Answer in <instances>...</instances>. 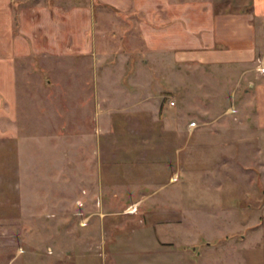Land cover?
I'll return each mask as SVG.
<instances>
[{"label":"rangeland","instance_id":"obj_1","mask_svg":"<svg viewBox=\"0 0 264 264\" xmlns=\"http://www.w3.org/2000/svg\"><path fill=\"white\" fill-rule=\"evenodd\" d=\"M95 12L109 112L89 86L81 113L74 71L39 56L0 113V264H264V132L243 70L158 63L134 15Z\"/></svg>","mask_w":264,"mask_h":264},{"label":"crops","instance_id":"obj_2","mask_svg":"<svg viewBox=\"0 0 264 264\" xmlns=\"http://www.w3.org/2000/svg\"><path fill=\"white\" fill-rule=\"evenodd\" d=\"M98 7L129 21L134 15L138 51L152 53L158 63L242 69L250 81L255 125L264 132V74L258 72L259 62L264 64V0H0V113H17V73H28L39 56L50 66L58 61L60 71H74L75 106L81 113L88 107L89 86L98 97L96 113L109 112L99 105L111 101L108 93L101 98L98 92L104 80H112L98 71L105 55L96 41ZM74 56L78 60L68 59ZM134 83L140 87V80ZM122 94L126 102L141 97L126 89Z\"/></svg>","mask_w":264,"mask_h":264},{"label":"built area","instance_id":"obj_3","mask_svg":"<svg viewBox=\"0 0 264 264\" xmlns=\"http://www.w3.org/2000/svg\"><path fill=\"white\" fill-rule=\"evenodd\" d=\"M260 64H262V63H260ZM260 67V71H263L264 70V68H263V66H259ZM172 104H174V102H172ZM197 125V123L196 122H192L191 123V126H196Z\"/></svg>","mask_w":264,"mask_h":264}]
</instances>
